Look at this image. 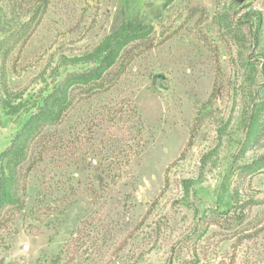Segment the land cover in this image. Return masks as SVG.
Here are the masks:
<instances>
[{"label": "rangeland", "instance_id": "rangeland-1", "mask_svg": "<svg viewBox=\"0 0 264 264\" xmlns=\"http://www.w3.org/2000/svg\"><path fill=\"white\" fill-rule=\"evenodd\" d=\"M33 16L0 59V154L143 32L30 147L0 264H264V0H0V40Z\"/></svg>", "mask_w": 264, "mask_h": 264}, {"label": "trees", "instance_id": "trees-1", "mask_svg": "<svg viewBox=\"0 0 264 264\" xmlns=\"http://www.w3.org/2000/svg\"><path fill=\"white\" fill-rule=\"evenodd\" d=\"M35 16L20 26L3 40H0V59L2 64L7 58L11 47L27 38ZM37 22L33 25L36 26ZM113 46H110L105 55L93 68L73 74L64 79L57 90L51 93L43 102V106L32 114L19 132L10 142L9 147L0 154V225L4 223L7 215L17 214L22 210L24 201L20 194L21 181L24 176L21 172L22 165L27 161L31 146L46 127L57 126L63 115L73 105V91L79 89L82 93L92 94L109 90L124 71L123 64L126 62L127 51L122 49L130 42L140 40L142 29L136 28L131 32V27L125 25ZM32 28V29H33ZM32 31V30H31ZM30 31V32H31ZM22 43L26 39H22ZM109 46V45H108ZM107 46V47H108ZM122 51V54H120ZM113 66H119L114 73L108 72ZM122 66V67H120ZM118 68V67H117ZM261 162L264 163V157Z\"/></svg>", "mask_w": 264, "mask_h": 264}]
</instances>
